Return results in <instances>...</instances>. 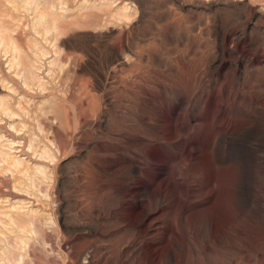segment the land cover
I'll return each instance as SVG.
<instances>
[{
  "label": "rangeland",
  "instance_id": "1",
  "mask_svg": "<svg viewBox=\"0 0 264 264\" xmlns=\"http://www.w3.org/2000/svg\"><path fill=\"white\" fill-rule=\"evenodd\" d=\"M105 1L0 0V264H264V0Z\"/></svg>",
  "mask_w": 264,
  "mask_h": 264
},
{
  "label": "bare ground",
  "instance_id": "2",
  "mask_svg": "<svg viewBox=\"0 0 264 264\" xmlns=\"http://www.w3.org/2000/svg\"><path fill=\"white\" fill-rule=\"evenodd\" d=\"M105 1V0H104ZM109 1V0H108ZM108 1H105L104 3H106V2H108ZM62 9L63 10H65L64 9V7H62ZM48 18L47 17H45V15L44 16H42L41 15V17H39V25H41V24H44V23H48V22H52L53 21V19L52 20H50V18H49V21L47 20ZM2 183H3V181H2ZM35 222V221H34ZM23 226V225H22ZM32 226H29V228H31ZM46 232V231H45ZM13 237H11L10 238V242H12L13 243V247H15V248H20L21 249V251H23L24 249H26V242H24V241H21L20 242V240L18 241V239H14ZM27 253L30 255V256H32V257H38V254L34 251V250H29V251H27ZM9 258H11L12 260H14V261H18L19 262V264L21 263V261L22 260H25V258H27L28 257V255L27 254H25L24 255V253L23 252H17V251H14V250H10L9 251ZM22 256V257H21ZM28 262V261H27ZM17 264V263H16Z\"/></svg>",
  "mask_w": 264,
  "mask_h": 264
}]
</instances>
